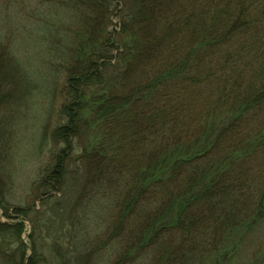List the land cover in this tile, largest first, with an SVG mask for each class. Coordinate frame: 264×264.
I'll list each match as a JSON object with an SVG mask.
<instances>
[{
	"label": "trees",
	"instance_id": "1",
	"mask_svg": "<svg viewBox=\"0 0 264 264\" xmlns=\"http://www.w3.org/2000/svg\"><path fill=\"white\" fill-rule=\"evenodd\" d=\"M116 1L43 0L36 6L31 1L11 0L19 7L12 18L24 28L25 44L41 50L52 68L64 72L67 103L60 112L65 123L52 134L59 147L51 153V167L43 170L39 199H44L48 209L42 217L45 223L34 224L32 255L26 261L21 244L24 224L0 223V264L94 261L89 253L90 226L82 228L83 216L73 214L66 201L55 203L51 195L67 190L69 163L75 152L83 150L81 142L87 132L101 138L83 150L81 160L88 174L79 191L91 187L104 195L103 209L96 211L103 221L112 206L120 203L121 214L109 232L114 239L121 230H128L127 224H140L124 237V255L118 264H185L187 250L182 253L173 247L168 236L170 231L181 230L179 244L194 243L197 234L189 232L204 220L203 212L212 217L209 223H219V231L226 234L221 239L230 233V245L234 237L241 242L264 223V185L249 184V165L264 166V136L261 126L253 133L248 130L264 107V0H218V10L213 12L195 0L187 4L183 0H127L133 6L126 12L123 43L117 49L111 44L115 33L97 34L91 26L95 19L85 23L81 18L85 9L94 11L98 6L105 8L104 18H108ZM43 5L47 10H41ZM175 26L183 31L174 30ZM4 33L0 31V116L6 115L0 117V200L4 202L0 206L7 219L14 215L19 219L27 216L26 209L19 199L14 205L7 201L15 182L14 173L6 171L10 150L5 158L1 154L6 138L13 136L15 112L20 107L25 110L21 103L39 86L29 80L30 74L34 76L31 72L22 73L20 61L12 55L14 45L7 48ZM256 45L260 56L252 62H259V77L247 79L242 77L244 57L256 51ZM167 47L176 55L171 63L165 58ZM114 59L120 61V70L108 87L103 73ZM229 65L232 72L226 75ZM214 77L225 85L221 97L215 106L201 107L199 133L180 143L182 130L191 125L193 92L199 94L203 83L213 85ZM223 111L227 121L221 119ZM134 152V165L125 162ZM104 156H109V164ZM107 240V247L115 241ZM50 241L52 246L40 244ZM204 241L211 239L206 235ZM115 244L116 248L119 242ZM153 247L156 257L150 263Z\"/></svg>",
	"mask_w": 264,
	"mask_h": 264
},
{
	"label": "rangeland",
	"instance_id": "2",
	"mask_svg": "<svg viewBox=\"0 0 264 264\" xmlns=\"http://www.w3.org/2000/svg\"><path fill=\"white\" fill-rule=\"evenodd\" d=\"M24 1L26 3L31 1V4L39 6L40 2L43 0ZM195 1L201 7H207L210 10L212 9V12L215 9L218 10L219 7V2L217 3L218 0ZM228 1L230 0H225V2ZM183 2L187 4L188 0H183ZM43 6L44 7H42L41 10H43V8H47V6ZM132 6L133 3L130 1L117 0L115 2V6H113L111 12H109L108 18H104L106 11L103 6H98V9H94V11L91 9L90 11L85 9L82 12L81 18L84 19L85 23L91 21L94 18V23L91 26H93V31L97 34H105L107 31L115 33L111 44H113V47L115 46L117 49L123 43L122 39L124 38L123 31L125 28V15ZM15 9L18 10L19 7H14L11 4V0H0V31L5 30L4 36L8 35V38L6 37L7 48L9 49L12 44L14 45L12 50L13 54H11L15 60L20 61V67L23 69L22 73L31 72L34 76L31 77L30 74V77L28 76L29 80L39 86V88L37 87L34 91H30L27 95L29 98L25 97L26 102L24 99L23 103H21L25 110H22L23 108L21 109L20 107L15 112V127L13 136L6 138L5 144L7 147L1 154L2 157L5 158L8 156V151L10 150V160H8V168H6V171L7 173L10 171L11 173H14V187L11 192V196L7 198V201H9V205H14V203H18L16 199H19L22 208L26 209L27 216L18 219L16 218L17 216L13 214L14 218L7 219V217L4 216V209L0 206V223L24 224V232L21 236V244L24 246V250L26 252L25 259L27 261L33 252L32 240L30 236L33 233L34 224L45 223V219L42 220V217L45 215L48 206L45 207L43 198L39 199V197H41V193L43 192V189H41L43 170L45 167H51L53 162L51 153L54 150L56 151L59 147H55L52 140V134L55 128L65 123V119L60 116V112L63 104L67 103V97L64 92V72L56 71L55 68H52L50 64L44 60L41 50L37 49L36 47L30 48L27 46V43L25 44V38L27 35L24 28L19 27V24H16V21H14L12 18V12L13 10L15 11ZM9 18L10 21L8 24ZM106 20H109V22H105ZM174 30H177L180 33L183 31L182 28L180 29L176 26ZM255 48L256 51L251 50V52L249 54L247 53L244 57L245 73L242 77L246 76L247 79H257L259 77L256 72L259 62H252V59L254 57L259 58L260 53H258V51H260L261 48L260 46L257 47V45ZM113 54L117 56V50ZM175 57L176 55L171 50V48L167 47L165 58L168 59L169 63L173 62ZM118 59H114L113 63H111V66H108L105 70V74L103 73V80H105V84L108 87H111L110 85L114 83L113 80L116 81V77L118 76L120 70V61ZM216 62L217 60L215 59L213 61V67L216 66ZM231 64L235 63L231 62ZM239 66L240 64H237V67ZM217 70L218 68H214L213 71L217 72ZM225 70L226 73L224 74L226 75H230V72H232V70H230V65L227 66V69ZM139 74L140 71L137 76ZM214 80L215 81L213 85L211 82L203 83V85L200 86V90H198V92L195 91L199 94L193 92V96L190 95L195 107H193L190 113L192 119L189 120V123L191 125L187 126L186 130H182L180 143L191 140V138L199 133L201 125L200 120L202 117V114H200L201 107L206 105L209 106L211 103L215 106L221 97V92L225 85L219 83L215 77ZM48 86H50L51 91L49 90ZM119 93L120 95L122 94L121 91H119ZM191 99L189 102H191ZM181 100L182 98L179 99V101ZM221 106L222 105L219 104V107ZM3 115L4 116L1 115L0 117H4L5 119L6 115L4 113ZM221 119L222 121H227V114L224 113V111ZM260 126L263 131L262 135L264 136V107L260 111V114L257 115V118L254 120V122L251 124V129L248 130L253 133L256 130L258 131V127ZM99 131L100 130H98V132ZM100 138L101 136L99 135H97L96 138L93 133L87 132L83 136L81 142V144H83L81 147H83L84 150L85 147L88 148L89 144L97 143L98 140L100 141ZM43 140H46V146L41 148ZM150 141L151 138L148 141V148L150 146ZM262 141H264V138ZM129 144V146L132 145L131 142H129ZM225 146L226 145L222 146V148ZM148 148L146 147L147 151ZM83 150L75 152L72 156V161L69 163L68 170L69 173H71V177H69L68 180L67 190L62 188L56 194L53 193L51 195L55 197L53 200L55 203L61 204L66 201L69 205V208H72L73 214L76 215L77 212L79 217L83 216L81 219L82 221H86V223L82 224V228L86 227V225L90 226L89 228L91 229L92 233L88 236L91 247L89 253L94 259L91 264H118L122 259L121 257L124 255V253L122 254L124 250V237L131 234L133 230H136L140 224L131 223V226L127 224L126 227L128 230L123 231V233L121 230L116 239H114V236H112L113 234H110L111 231H113V226L111 223H114L117 220L118 215L121 214L119 213L121 205L120 203L116 205L114 204L112 206V212H110L103 221L101 216H99L100 213L98 215L96 211L101 212L103 209L101 208L100 210V202L104 198V195L96 193L97 191H94V189L91 187H87L86 189L79 191L78 186L80 184L82 185L88 174L87 169L84 167L85 165L83 164V159L81 160V155L85 153ZM135 154L136 152H134L133 156H130L129 160L127 159L125 162L128 164L134 163L135 159H132V157H134ZM104 157V159L109 164V156ZM249 177L251 178L249 184L251 182L255 187V182H258V184L263 186L264 166L260 167L256 164L249 165ZM73 191L74 195H72ZM120 200L122 201L121 198L119 201ZM2 201L3 200H0V204H2ZM2 205H4V202ZM81 206H85V208H83V210L77 208ZM5 207L6 209L9 208V213L13 212L9 206ZM207 215L208 212H203L202 217H205L204 220L201 223H196L197 226H195V229L189 232L192 234H197V238H194V243H189L186 246L184 244H179L181 238L183 237L182 231H170L167 241L170 242L173 247L181 248L182 253L187 250L185 252L187 255L185 264H264V223L257 226L256 229L251 231V233H249L247 237H245L241 242H239L238 238L236 239V237H234V241L232 240L230 245V233H227L229 237L221 239V234H224V231L222 233L219 231V223H209V219L212 217ZM93 219L95 222L92 221ZM193 225H195V223ZM206 235L211 239L209 243L204 241ZM109 238L115 241L111 242L107 247L105 245H107V239ZM116 241H118L119 244L115 248L114 245H116ZM14 242L15 244H13V248L14 245H16V241ZM234 243H238V247L232 250ZM40 244L42 247L45 245L52 246L53 242L50 241L47 244L41 242ZM230 251H232L231 258ZM155 252L156 250H154L153 247L148 256L150 263L156 257ZM43 253H46L47 255L50 254V252L47 250H45ZM9 254H11L10 250ZM175 264H181V261H178Z\"/></svg>",
	"mask_w": 264,
	"mask_h": 264
}]
</instances>
